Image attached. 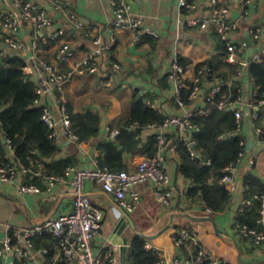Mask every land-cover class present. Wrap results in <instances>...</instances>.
Masks as SVG:
<instances>
[{"label":"crops","instance_id":"1","mask_svg":"<svg viewBox=\"0 0 264 264\" xmlns=\"http://www.w3.org/2000/svg\"><path fill=\"white\" fill-rule=\"evenodd\" d=\"M31 1L54 15V26L66 28L61 38L50 41L47 37L48 30H40L29 20H22L20 23L17 38L28 46L37 44L35 53L38 61L33 63L30 60L25 73L41 88L39 103L48 105L58 119L63 114L95 111L101 117L100 127L97 135L75 140L66 136L59 124L54 137L57 150L53 156L40 158V152L36 149L38 159L32 160L34 168L29 169V173L19 171L15 182H0V234L11 228L38 224L48 216L72 209L70 185L65 181L59 182L51 191L46 192V176L61 173L67 164L77 167L98 165L102 155L99 145L116 136L112 137L111 131L118 130L124 124L121 117L130 111L135 94L144 96L164 116L183 115L206 107L203 95L211 82L202 86L198 98L180 107L175 96V81L169 77V72L176 57L184 58L187 65L182 79L188 84L196 73V65L212 59L222 69H227L228 64L239 63L243 66L244 75L242 103L238 105L243 112L242 135L247 143V153L233 169L232 183L225 185L227 190L229 186H233L232 190H228V206L220 213H212L205 208L201 209L199 202H191L187 198L184 190L190 185V180L178 172L176 150L174 154H167L165 160L172 187L170 206L158 202L151 184L146 182L139 186L142 199L138 207L134 211L124 212L100 184L86 182L85 190L104 213L102 227L95 236L93 245L101 253L111 250L118 264H129L132 240L139 236L146 243L164 249L169 257L183 260L190 248L188 244L176 246L172 236L181 227H192L207 253L212 254L216 260H227L229 264H264V245H256L250 238L243 237L235 226L240 216L249 208L246 206L245 176L250 173L264 183V105L257 106L260 115L254 118V108L248 105L255 91L245 73V45L228 60L222 53V42L213 29L204 30L198 25L188 24L189 18L211 11L210 1L197 0V8L188 10L179 5V0H142L135 6L136 11L142 16L144 25L152 28L156 35L145 33L137 42H132L130 31L124 28L110 30L112 10L108 0H66L70 11L76 12L84 20L100 24L103 39H107L111 33L116 36L110 55L121 64V69L115 70L103 62L100 73L76 77L64 83L61 88L47 83L46 72L38 62L52 63L63 71L68 68L69 63L56 60L61 42H71L76 48L75 56L79 58L91 47V39L80 29L68 24L48 0ZM220 3L230 8L231 18L235 8L239 12L236 20L241 30L232 36L237 42L245 43V29L264 25V0H251L244 11L237 0H220ZM0 11L17 12L15 0H0ZM7 36L8 31L0 27V53L5 50L10 55L17 54L7 45ZM107 57L108 55L104 56L102 61H106ZM257 128L263 130L262 135L257 133ZM166 133L176 144L180 141V136L184 135L176 128L167 129ZM151 134H155V130L144 127L139 134L141 142H146ZM0 143L2 156L16 160L14 149L1 129ZM199 152L202 154L200 149ZM145 157L147 156L140 154H124L126 169L135 168ZM249 158L254 159L253 167L248 165ZM20 183H31L42 190L39 193H21L18 191ZM42 244L48 242L43 239L36 241L37 247Z\"/></svg>","mask_w":264,"mask_h":264},{"label":"built area","instance_id":"2","mask_svg":"<svg viewBox=\"0 0 264 264\" xmlns=\"http://www.w3.org/2000/svg\"><path fill=\"white\" fill-rule=\"evenodd\" d=\"M53 7L58 10L67 20L68 24L80 29L86 36L91 39V47L87 48L81 57H76V48L69 41H62L58 46L56 60L58 62L69 63L68 68L61 71L52 63L39 61L38 63L46 72V81L51 86L61 88L64 83L80 76L100 73L104 63L113 69H121V64L110 55L111 48L116 43V36L110 34L107 39H103L102 27L96 22H91L81 18L76 12L68 9L66 0H48ZM212 9L207 14L197 15L188 19V24L198 25L204 30L213 29L218 38L224 43L227 54L226 59L230 60L235 54H238L245 44L237 42L232 36L241 30L237 20L230 17V8L220 3V0H209ZM241 3L243 11L249 5L251 0H237ZM112 10L111 31L113 28H124L131 33L132 42H137L145 34L156 35L154 30L143 23L142 16L136 11V5L142 0H108ZM18 7L17 12L0 11V27L8 31L6 37L7 45L17 54L24 56L28 52L30 57L26 60L23 67L26 72L30 60L37 62L35 51L37 44L33 43L28 46L17 38V32L22 20L31 21L40 30L46 29L47 37L50 41H56L61 38L65 32V26H54L56 23L53 14L37 5L31 0H15ZM197 0H179V5L188 10L197 8ZM249 33L253 41L254 56L253 59L261 60L264 55V25H254L249 27ZM1 56H9L5 50L0 53ZM108 55L106 61H102L104 56ZM104 62V63H103ZM186 66L179 62L176 57L173 62L172 70L169 77L175 81V96L180 107L186 105L181 90L188 89V100L198 98L202 91L200 84L201 79L205 76L209 68H200L196 71L190 83L184 82L182 75L185 73ZM242 75L239 72L238 76ZM221 82H211L209 88L203 95L206 104H214L218 108L227 105L234 110L236 118V131L242 134L243 129V112L238 105L242 103V88L238 89L239 95L232 103L223 99L216 100L221 91ZM38 97L35 99L37 105L42 108L41 117L49 130V137L54 138L56 128L61 124L62 132L75 140L78 136L72 128V123L68 114H63L60 119L56 118L50 107L46 104H40L41 88L36 89ZM253 97L248 105L254 108L253 117L258 118L260 110L257 106L264 105V99L257 103ZM145 102L154 107V104L145 99ZM196 113L206 112V107L197 108ZM194 112L178 115L170 114L165 116L160 124L151 123L146 127L155 130L157 139L156 153L151 157L143 158L133 169H111L105 166H85L77 167L69 165L62 174H52L45 178L46 192L51 191L59 182H67L72 189V209L62 212L58 215L48 216L38 224L29 227H15L0 234V264H118L111 250L105 253L99 252L93 245L95 236L102 227L104 213L96 205L90 195L85 190L86 182H96L101 188L112 195L118 206L124 212L134 211L141 202V192L139 186L143 183H150L155 199L170 206L172 198V187L170 177L166 167V155L176 152L177 144L173 142L168 134L167 129L176 128L180 133V141L186 145L192 157L198 160V163L208 164L209 159H203L199 149L195 147V141L192 139L191 130L195 128L191 117ZM118 133V130L111 131L112 137ZM259 135L263 130L257 128ZM10 144V140L8 139ZM243 149L239 152L237 163L243 160L247 153V143L245 139L240 141ZM236 164H229L225 168V174L221 177V182L229 185L233 180V169ZM248 165L254 166V159H248ZM19 171L27 173L28 167L19 164L16 160L0 162V182H15ZM188 187L184 190L186 195ZM229 186L228 190H232ZM42 189L31 183H20L18 191L21 193L34 192L39 193ZM261 201V208H264V195H254ZM252 199L246 200L250 205ZM211 212L209 208H205ZM263 215V210H262ZM258 222L264 225V217H260ZM237 231L245 238H250L256 245H264V229L249 227L235 224ZM49 238V239H47ZM51 238V242H50ZM43 239L48 244L36 246V241ZM176 246L187 245L190 248L189 254L183 260L176 257H169L164 249L159 248L151 243H146V248L150 249L156 256L153 264H229L227 260H216L212 254L207 253L206 248L198 238L196 230L192 227H181L172 236Z\"/></svg>","mask_w":264,"mask_h":264},{"label":"trees","instance_id":"3","mask_svg":"<svg viewBox=\"0 0 264 264\" xmlns=\"http://www.w3.org/2000/svg\"><path fill=\"white\" fill-rule=\"evenodd\" d=\"M221 44L222 53L225 56L227 51L224 43ZM179 62L184 66L187 65V60L182 57H179ZM26 63L24 56L19 54L0 55V129L10 140L16 160L21 165L32 169L34 168L32 160L38 159L35 154L36 149L40 152L41 158L53 156L57 146L55 138L49 137L48 127L42 120V108L35 102L38 97L37 85L23 70ZM245 66H248L247 75L254 86V99L257 103L264 99V55L261 60L253 59ZM227 67V69H222L221 65L210 59L198 63L196 71L200 68H209L200 84L220 81L221 91L216 100L224 98L226 102L232 103L239 95L238 89L242 88L243 66L235 63L228 64ZM239 72H242V75L238 76ZM188 93V89L181 90L186 104L190 101L187 98ZM227 107L228 105L218 108L208 103L205 113L194 112L191 117L196 125L191 130L192 139L195 141V147L201 150L203 159L210 160L208 164H199L198 160L190 155L182 141H179L176 146L178 172L190 180L186 193L187 198L191 202H199L201 209L209 208L212 213L224 211L230 202V192L221 182V177L225 174V168L229 164L237 163L238 154L243 149L240 141L244 137L236 131L234 110H228ZM68 116L78 138L89 139L98 134L101 117L97 112L88 110L84 113H70ZM121 118L124 119V124L119 127L116 136L113 139L102 141L99 145L102 152L98 160L99 166L116 170L126 169L124 154L151 157L156 153V135L151 134L148 140L142 143L139 134L148 124L162 123L165 116L148 105L144 96L135 94L130 111ZM8 160L0 152V162ZM65 168L59 174H62ZM244 181L246 200L251 198L253 201L250 205H246L249 208L240 216L238 223L264 229V225L258 222L260 217H264V208H261V201L254 198L256 194L264 195V183L250 173L245 176ZM145 244L144 238L139 236L133 238L128 256L129 264L154 263L156 256L146 248Z\"/></svg>","mask_w":264,"mask_h":264},{"label":"water","instance_id":"4","mask_svg":"<svg viewBox=\"0 0 264 264\" xmlns=\"http://www.w3.org/2000/svg\"><path fill=\"white\" fill-rule=\"evenodd\" d=\"M239 16V12L237 11V9L235 8L233 11H232V18L233 19H237ZM243 36H244V41H245V51H246V64L250 63L251 61H253V56H254V45H253V41L251 39V36H250V33H249V30L245 29L244 30V33H243ZM31 53L28 52L24 58L25 59H28L30 57ZM245 73L248 74V66L245 67ZM228 109H231L230 107H228Z\"/></svg>","mask_w":264,"mask_h":264}]
</instances>
